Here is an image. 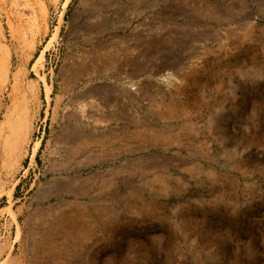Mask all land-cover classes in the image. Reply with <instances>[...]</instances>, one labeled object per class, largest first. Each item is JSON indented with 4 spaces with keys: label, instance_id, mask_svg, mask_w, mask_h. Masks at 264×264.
<instances>
[{
    "label": "rangeland",
    "instance_id": "rangeland-1",
    "mask_svg": "<svg viewBox=\"0 0 264 264\" xmlns=\"http://www.w3.org/2000/svg\"><path fill=\"white\" fill-rule=\"evenodd\" d=\"M100 180L32 264H264V0H0V264Z\"/></svg>",
    "mask_w": 264,
    "mask_h": 264
},
{
    "label": "bare ground",
    "instance_id": "bare-ground-1",
    "mask_svg": "<svg viewBox=\"0 0 264 264\" xmlns=\"http://www.w3.org/2000/svg\"><path fill=\"white\" fill-rule=\"evenodd\" d=\"M168 67L170 66L166 64V66H162L161 68L168 69ZM160 70L155 72H160ZM101 184V180L96 182L87 181V185L84 188L80 187L81 190L79 192L87 196V200L81 202L69 200L65 198V195H62V193L70 194L71 191L75 192L74 188L70 185L64 184L63 188H56L54 190L55 195L61 194L59 198H56V203L49 210L44 213L41 212V221L37 224H32L30 227L28 226L27 264H32L36 256H41V254L46 255L47 252L49 254L56 253L57 250V252H63V254L68 252L69 245L70 247L77 245L85 238L90 237L96 228H99L101 222L99 220H102L100 214L103 211L100 205L104 200L101 201L100 196L93 198L98 193H93L92 191L96 187H101Z\"/></svg>",
    "mask_w": 264,
    "mask_h": 264
}]
</instances>
